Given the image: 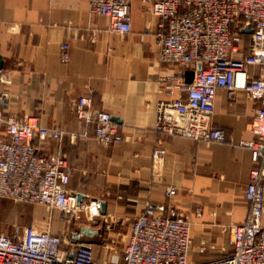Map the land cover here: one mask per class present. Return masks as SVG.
I'll list each match as a JSON object with an SVG mask.
<instances>
[{"label": "crops", "instance_id": "crops-1", "mask_svg": "<svg viewBox=\"0 0 264 264\" xmlns=\"http://www.w3.org/2000/svg\"><path fill=\"white\" fill-rule=\"evenodd\" d=\"M89 1L0 0V55L12 75L11 82L0 83L3 112L74 130L82 126L74 102L87 93L95 107L118 118L126 136L119 143L102 142L93 133L79 140L65 136L62 146L74 167L68 187L82 193L85 204L101 201L100 213L60 212L32 225L61 234L70 253L90 243L96 259L121 264L132 220L150 201H165L166 188L175 185L174 211L192 219L191 259L226 254L231 225L248 214L245 189L253 164L250 148L239 143L254 138L250 123L259 100L237 91L230 101L219 88L213 122L225 128L227 141L165 136L166 152L156 161L157 104L171 97L158 77L186 68L159 59L160 17L142 0L131 2L133 28L126 34L110 31L108 17L92 13ZM64 41L71 44L68 62L60 57ZM58 146L50 138L41 142L45 153ZM203 244L207 249L201 253Z\"/></svg>", "mask_w": 264, "mask_h": 264}, {"label": "built area", "instance_id": "built-area-1", "mask_svg": "<svg viewBox=\"0 0 264 264\" xmlns=\"http://www.w3.org/2000/svg\"><path fill=\"white\" fill-rule=\"evenodd\" d=\"M160 17L157 36L159 59L186 69L162 74L158 81L170 98L158 101L154 130L160 135L153 150L159 161L166 149L165 136H183L204 143L227 141L224 127L215 125L216 93L227 90L230 101L237 91L259 100L250 123L254 138L239 145L251 151L252 167L245 197L246 220L229 229V251L216 258L195 261L192 248V219L181 209L174 211L177 187L165 190L166 200L150 201L132 220L121 264H264V0H142ZM132 0H90L92 13L109 19V30L129 33ZM247 26L251 31H244ZM63 62L71 59V44L60 45ZM198 64H202L198 67ZM194 69L187 81L186 71ZM9 70L0 68V83L11 82ZM82 126L65 129L39 124L35 117L6 115L0 105V197L40 203L50 210L74 215L87 209L100 213L101 201H78L69 189L74 167L62 146L93 133L105 143L126 139L111 112L97 108L87 93L74 102ZM59 141L55 152L45 153L41 142ZM170 211V212H169ZM195 211L202 215V207ZM203 244L199 251L204 253ZM0 264H112L96 259L90 243H80L70 253L63 237L50 226L15 225L12 233L0 231Z\"/></svg>", "mask_w": 264, "mask_h": 264}, {"label": "rangeland", "instance_id": "rangeland-1", "mask_svg": "<svg viewBox=\"0 0 264 264\" xmlns=\"http://www.w3.org/2000/svg\"><path fill=\"white\" fill-rule=\"evenodd\" d=\"M59 209L50 210L40 203L20 202L10 197H0V231L12 233L15 225H30L59 214Z\"/></svg>", "mask_w": 264, "mask_h": 264}, {"label": "water", "instance_id": "water-1", "mask_svg": "<svg viewBox=\"0 0 264 264\" xmlns=\"http://www.w3.org/2000/svg\"><path fill=\"white\" fill-rule=\"evenodd\" d=\"M251 27L250 26H247L246 28H244V31H251ZM202 64H198V67H201ZM0 68H3V58L2 56L0 55ZM186 77H187V81L191 82L194 78V69L191 68V69H188L186 71ZM115 120H118L117 117H113ZM82 193H78V201L80 202L81 201V198H82Z\"/></svg>", "mask_w": 264, "mask_h": 264}]
</instances>
